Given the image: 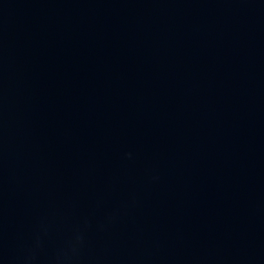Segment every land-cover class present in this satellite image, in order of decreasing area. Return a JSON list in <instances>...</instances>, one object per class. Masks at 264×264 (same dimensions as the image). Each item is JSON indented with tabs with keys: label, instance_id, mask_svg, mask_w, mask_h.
Segmentation results:
<instances>
[{
	"label": "water",
	"instance_id": "95a60500",
	"mask_svg": "<svg viewBox=\"0 0 264 264\" xmlns=\"http://www.w3.org/2000/svg\"><path fill=\"white\" fill-rule=\"evenodd\" d=\"M0 264H264V0H0Z\"/></svg>",
	"mask_w": 264,
	"mask_h": 264
}]
</instances>
